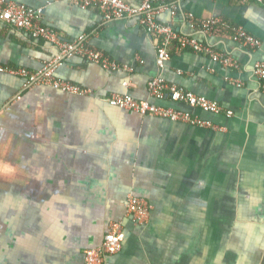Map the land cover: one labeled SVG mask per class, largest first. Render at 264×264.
Returning <instances> with one entry per match:
<instances>
[{
  "label": "crops",
  "instance_id": "0c3cea01",
  "mask_svg": "<svg viewBox=\"0 0 264 264\" xmlns=\"http://www.w3.org/2000/svg\"><path fill=\"white\" fill-rule=\"evenodd\" d=\"M5 1L40 10L44 27L69 43L82 38L121 69L60 58L54 45L0 22V68L50 66L55 79L89 91L73 96L0 73V264H83L112 223L122 225L125 239L103 264H230L247 250L219 235L236 206L264 211V92L253 72L264 58V9L238 0L155 5L158 23L238 61L230 71L172 48L161 64L159 41L137 18L105 20L64 0ZM188 15L241 27L261 46L245 48L227 30H193ZM153 79L216 102L223 113L152 99ZM116 94L191 112L217 129L111 107L106 99ZM129 196L152 207L145 226L126 216ZM240 222L247 237L259 224Z\"/></svg>",
  "mask_w": 264,
  "mask_h": 264
},
{
  "label": "built area",
  "instance_id": "2783aa9c",
  "mask_svg": "<svg viewBox=\"0 0 264 264\" xmlns=\"http://www.w3.org/2000/svg\"><path fill=\"white\" fill-rule=\"evenodd\" d=\"M77 7L99 12L105 20L137 18L140 26L151 36L159 41L158 59L162 64L169 58L171 48L174 52L190 51L201 54L211 59L212 62L230 71H238L239 64L231 56L216 52L213 48L202 44L193 36L181 35L170 26L160 24L156 21L159 11L156 10L157 3H168L174 0H140L137 7H132L122 0H64ZM242 4H255L264 9V0H238ZM175 7L173 6V9ZM41 11L34 10L28 6L0 0V22L7 26L26 32L35 39H41L54 45L60 58H79L88 63L95 64L107 71H117L121 67L118 63L110 60L100 51L90 48L82 43V38L75 42L64 41L57 32L44 27L41 24ZM190 26L193 30H201L212 35L220 30H227L232 40L251 50H258L261 42L241 27H228L218 19L206 18L196 21L192 15H188ZM124 71H128L124 69ZM254 76L259 81L264 92V58L254 65ZM0 73H6L25 78L31 85L49 87L65 94L86 97L88 90L72 85L65 81L54 78L50 66L31 73L26 69H5L0 68ZM148 95L155 100L168 98L171 103L184 106L192 110L220 115L222 107L204 97L197 96L191 92L183 91L177 86L168 84L161 79H153L148 84ZM106 102L114 108L136 113L142 117H156L174 123H186L201 129H217L209 122H204L190 113L174 107H162L147 101H138L129 95H112ZM229 118L232 112H226ZM152 207L144 199L129 196L126 202V216L138 226H145L149 222ZM125 235L120 223H112L105 233L101 246L96 249L87 250L84 253L83 264H103L107 256L118 254L124 243Z\"/></svg>",
  "mask_w": 264,
  "mask_h": 264
},
{
  "label": "rangeland",
  "instance_id": "374dc122",
  "mask_svg": "<svg viewBox=\"0 0 264 264\" xmlns=\"http://www.w3.org/2000/svg\"><path fill=\"white\" fill-rule=\"evenodd\" d=\"M236 208L237 209L232 212L233 216H236H234L235 220L230 221L229 219H226L223 222L221 235L219 236L222 239H226L227 246L238 247L246 245L247 250L239 253L238 258H232L230 264H264L263 207L236 206ZM240 221H244L249 224L259 222V224L257 228L254 229L252 234L247 237L245 236L247 228L238 226L242 223ZM227 233H229V235H227Z\"/></svg>",
  "mask_w": 264,
  "mask_h": 264
},
{
  "label": "water",
  "instance_id": "95a60500",
  "mask_svg": "<svg viewBox=\"0 0 264 264\" xmlns=\"http://www.w3.org/2000/svg\"><path fill=\"white\" fill-rule=\"evenodd\" d=\"M188 112V111H187ZM188 113H190L191 114V112H188ZM200 113H203L202 111H200Z\"/></svg>",
  "mask_w": 264,
  "mask_h": 264
},
{
  "label": "bare ground",
  "instance_id": "6f19581e",
  "mask_svg": "<svg viewBox=\"0 0 264 264\" xmlns=\"http://www.w3.org/2000/svg\"><path fill=\"white\" fill-rule=\"evenodd\" d=\"M13 28V27H12ZM14 29H16V28H14Z\"/></svg>",
  "mask_w": 264,
  "mask_h": 264
},
{
  "label": "trees",
  "instance_id": "16d2710c",
  "mask_svg": "<svg viewBox=\"0 0 264 264\" xmlns=\"http://www.w3.org/2000/svg\"><path fill=\"white\" fill-rule=\"evenodd\" d=\"M10 27V26H9ZM12 28V27H11Z\"/></svg>",
  "mask_w": 264,
  "mask_h": 264
}]
</instances>
